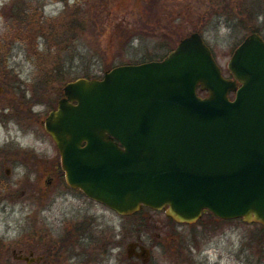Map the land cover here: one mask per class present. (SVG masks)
Instances as JSON below:
<instances>
[{"label": "rangeland", "instance_id": "obj_1", "mask_svg": "<svg viewBox=\"0 0 264 264\" xmlns=\"http://www.w3.org/2000/svg\"><path fill=\"white\" fill-rule=\"evenodd\" d=\"M151 1L0 0V143L11 155L0 157V264H28L14 249L31 246L37 256L36 243L63 240L69 223L70 259L48 264H144L128 257L133 242L150 250L147 264H264L260 224L208 216L172 223L155 210L122 217L70 189L56 143L38 123L66 83L160 60L192 33L226 77L243 40L264 38V0ZM15 147L23 159L12 156ZM86 226L88 236L72 242Z\"/></svg>", "mask_w": 264, "mask_h": 264}, {"label": "water", "instance_id": "obj_2", "mask_svg": "<svg viewBox=\"0 0 264 264\" xmlns=\"http://www.w3.org/2000/svg\"><path fill=\"white\" fill-rule=\"evenodd\" d=\"M227 68L195 32L163 60L68 82L44 120L68 187L124 217L194 224L208 210L264 227V38L247 36ZM138 246L128 257L147 264Z\"/></svg>", "mask_w": 264, "mask_h": 264}, {"label": "flooded vegetation", "instance_id": "obj_3", "mask_svg": "<svg viewBox=\"0 0 264 264\" xmlns=\"http://www.w3.org/2000/svg\"><path fill=\"white\" fill-rule=\"evenodd\" d=\"M1 92H2V89L0 88V93ZM63 96L64 95L62 94V97L60 99H62ZM57 104L54 108L57 107ZM38 123L41 126V128L44 127L43 120L39 119ZM21 131H22V128H21ZM9 148L4 143H0V157L5 156L6 158H8L9 156H11L10 154H8V151L10 150ZM13 150L14 151L12 153L13 154L12 156L17 157L20 160L25 157L24 149L15 147L13 148ZM5 171L7 174L10 173L9 168H6ZM92 226L94 227V225ZM86 228L87 226L81 233H73V235H71V239H72L71 241L73 242V241L79 240V243L81 244L82 239L84 240L88 236V232ZM48 234H50V231L47 229V232L45 233L46 238H48ZM140 245L141 243L139 242V246ZM34 249L39 251V255L37 256L35 255V251L33 250V247L31 246L21 248L19 251H15L14 249L13 254L15 257L17 256L18 258L23 257V258H20V260H24L28 264H48V260L55 259L57 258V256H61L65 258L67 257L70 259V223L67 226L66 236L63 240L50 241L49 243L40 241L36 243V245L34 246ZM133 258H136L137 260H141L140 258L136 256Z\"/></svg>", "mask_w": 264, "mask_h": 264}, {"label": "trees", "instance_id": "obj_4", "mask_svg": "<svg viewBox=\"0 0 264 264\" xmlns=\"http://www.w3.org/2000/svg\"><path fill=\"white\" fill-rule=\"evenodd\" d=\"M160 1H161V0H152V1H151V4H152L153 6H155V7H157L158 4H160ZM155 11H157V10L155 9ZM79 25H80V24H79ZM186 36H187V35H186ZM200 94H203V95H204V93H201V92H200ZM142 211L149 212V211H151V210L144 208ZM203 216H208V217H210V218H212V219H216V220H218L217 217H215L213 214H211V213L208 212V211H205ZM169 221L172 222V223H175V222H174L173 220H171V219H169ZM261 229H262V231L264 232V227H263L262 225H261Z\"/></svg>", "mask_w": 264, "mask_h": 264}]
</instances>
